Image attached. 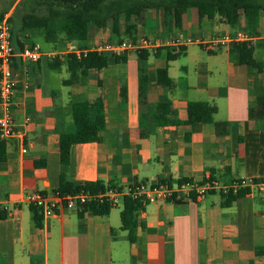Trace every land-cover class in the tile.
Listing matches in <instances>:
<instances>
[{"label": "crops", "instance_id": "1", "mask_svg": "<svg viewBox=\"0 0 264 264\" xmlns=\"http://www.w3.org/2000/svg\"><path fill=\"white\" fill-rule=\"evenodd\" d=\"M115 21L116 32L108 26L93 30L85 43L61 34L44 42V49L36 46L37 38L21 34L45 55L36 63L17 60L12 67L18 81L12 117L24 138L3 141L0 264H264V124L253 118L264 91V12L255 33L251 20L242 18L232 27L219 15L200 18L193 8L178 26L150 9L129 22L118 16ZM239 33L251 38L261 73L229 60L235 42L214 44ZM142 39L151 47L130 49L125 62L65 84L68 54ZM181 49L180 57L167 62L168 54ZM140 50L147 52L145 60L137 56ZM162 68L172 81L169 89L156 82ZM142 75L147 78L143 102ZM197 102L215 108L213 123H187V105ZM159 103L170 105L168 118L175 123L151 125L141 137L139 115L154 113ZM215 124L225 125L218 133ZM81 126L97 140L72 145L68 164H61L60 134ZM209 178L225 185L243 181L249 194L229 206L214 192L199 201L136 207L133 241L121 230L123 207L104 216L65 210L44 218L23 203L34 192L58 190L61 179L72 186L125 187Z\"/></svg>", "mask_w": 264, "mask_h": 264}, {"label": "trees", "instance_id": "2", "mask_svg": "<svg viewBox=\"0 0 264 264\" xmlns=\"http://www.w3.org/2000/svg\"><path fill=\"white\" fill-rule=\"evenodd\" d=\"M13 5L9 21L12 25L13 45L17 50L22 49L24 43L34 46L31 41H24L21 34H30V39L42 38L44 42L54 40L57 35H65L78 43H85L93 30L110 27L116 32L118 16L124 22H129L133 15H137L145 9L158 11L165 23L171 22L178 26L181 17L189 9H196L200 18H213L216 15L222 16L226 23L237 27L241 19L251 20L254 33L260 12H264V0H9ZM6 12L0 13V20ZM127 26V30H132ZM253 45L250 42L235 43L229 50V60L237 65H244L250 71L261 73V68L252 57ZM183 54L181 49L177 54H168L167 62L176 60ZM137 56L146 59L148 54L144 50L137 51ZM15 61L12 67L15 66ZM126 61V55H113L87 51L79 59L70 53L66 56L69 79L65 84L69 85L75 81L84 80L90 70H99L109 63H121ZM156 82L167 89L172 87V81L168 76L167 68L156 71ZM147 78L145 75L139 77V97L141 102L145 101V89ZM122 101L126 100L125 90H121ZM216 110L206 103H188L187 123L189 124H211ZM257 121L264 124V91L258 99V105L254 111ZM171 113L168 103H159L154 113H142L139 115V132L141 137L148 135V128L173 124L168 116ZM177 123V122H176ZM225 124H215L219 133ZM97 140L96 133L90 131L86 126H81L74 133H61L59 139V160L61 164H68L70 147L74 144L94 142ZM4 143L0 141V163L3 162ZM215 180L214 178H210ZM62 185L57 190L60 193L72 194L78 191L93 192L102 189L100 183H86L72 186L61 179ZM254 183H256L254 181ZM249 194V189L240 187L235 193L229 191L221 194L225 199L224 205L229 206L235 200ZM140 207L139 203L128 198L124 199L123 209L120 213L121 230L128 232V240L133 241L134 231L137 227L135 209ZM35 210V209H34ZM89 212L95 215L104 216L110 208L107 205L98 207L91 206ZM5 216L0 215V219ZM38 224V223H37Z\"/></svg>", "mask_w": 264, "mask_h": 264}, {"label": "built area", "instance_id": "3", "mask_svg": "<svg viewBox=\"0 0 264 264\" xmlns=\"http://www.w3.org/2000/svg\"><path fill=\"white\" fill-rule=\"evenodd\" d=\"M9 18L10 14L6 13L0 20V141L23 140L24 138L23 132L19 130L12 117L14 94L18 84L12 68L13 61L36 63L45 55L36 46H30L27 43H24L20 50L14 47L12 25ZM230 41L235 43L250 42L251 38L246 34L239 33L232 40L225 37L214 44H223ZM144 47H151V44L147 40L142 39L136 44L125 42L117 45L106 44L96 50V52L122 55L130 49ZM84 54L74 53L78 59ZM48 57L57 59L58 55L49 54ZM28 122L29 119L26 118L24 124ZM21 151L25 153L24 148ZM243 185V181L225 185L210 178L203 182L193 180H183L176 183L159 181L152 184L139 182L125 187H103L93 192L82 190L72 194L60 193L57 190L49 193L34 192L25 196L23 203L37 210L42 217L48 218L56 216L65 210L89 211L88 208L91 206L107 205L110 209L123 207L124 199L126 198L139 203L141 207L149 203L199 201L214 192L224 195L229 191L235 193Z\"/></svg>", "mask_w": 264, "mask_h": 264}, {"label": "rangeland", "instance_id": "4", "mask_svg": "<svg viewBox=\"0 0 264 264\" xmlns=\"http://www.w3.org/2000/svg\"><path fill=\"white\" fill-rule=\"evenodd\" d=\"M12 9H13V5H11V2L9 0H0V13L6 12L11 15ZM35 44L40 49L47 48V44L44 43V41L41 38L35 39ZM119 209L120 207H118L116 210Z\"/></svg>", "mask_w": 264, "mask_h": 264}]
</instances>
